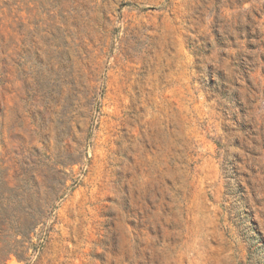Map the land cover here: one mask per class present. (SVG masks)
I'll list each match as a JSON object with an SVG mask.
<instances>
[{
	"label": "rangeland",
	"instance_id": "374dc122",
	"mask_svg": "<svg viewBox=\"0 0 264 264\" xmlns=\"http://www.w3.org/2000/svg\"><path fill=\"white\" fill-rule=\"evenodd\" d=\"M0 264H264V0H0Z\"/></svg>",
	"mask_w": 264,
	"mask_h": 264
},
{
	"label": "trees",
	"instance_id": "16d2710c",
	"mask_svg": "<svg viewBox=\"0 0 264 264\" xmlns=\"http://www.w3.org/2000/svg\"><path fill=\"white\" fill-rule=\"evenodd\" d=\"M43 216V212L41 211V210H39L38 211V217H39V219H38V222H39V220H40V218Z\"/></svg>",
	"mask_w": 264,
	"mask_h": 264
}]
</instances>
